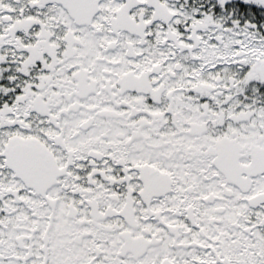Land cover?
I'll return each instance as SVG.
<instances>
[{"label": "snow or ice", "instance_id": "6c2138e0", "mask_svg": "<svg viewBox=\"0 0 264 264\" xmlns=\"http://www.w3.org/2000/svg\"><path fill=\"white\" fill-rule=\"evenodd\" d=\"M0 264H264V0H0Z\"/></svg>", "mask_w": 264, "mask_h": 264}]
</instances>
